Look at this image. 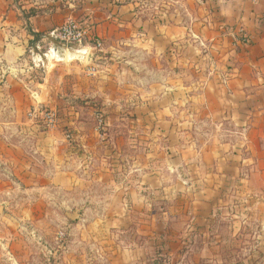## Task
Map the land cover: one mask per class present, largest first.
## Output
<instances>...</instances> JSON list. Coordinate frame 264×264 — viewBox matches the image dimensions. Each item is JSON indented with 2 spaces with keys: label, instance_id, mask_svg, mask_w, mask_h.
<instances>
[{
  "label": "crops",
  "instance_id": "obj_1",
  "mask_svg": "<svg viewBox=\"0 0 264 264\" xmlns=\"http://www.w3.org/2000/svg\"><path fill=\"white\" fill-rule=\"evenodd\" d=\"M68 18L85 20L100 53L58 42ZM64 90L73 122L47 131L28 118L59 112ZM95 109L104 132L79 120ZM125 146L134 151L124 160ZM165 160L198 164L185 182L194 204L210 214L223 203L264 241V0H0V230L23 222L19 212L73 210L91 183L100 194L150 193L121 184L120 164L163 184Z\"/></svg>",
  "mask_w": 264,
  "mask_h": 264
},
{
  "label": "rangeland",
  "instance_id": "obj_2",
  "mask_svg": "<svg viewBox=\"0 0 264 264\" xmlns=\"http://www.w3.org/2000/svg\"><path fill=\"white\" fill-rule=\"evenodd\" d=\"M71 19L86 24L85 20ZM64 93L65 90L60 111H56L58 128L73 122L69 118L75 117L68 115L70 104ZM45 110L49 109L39 112ZM79 112V120L91 128L96 126L93 114L88 110ZM101 114L104 126L99 131L104 132L108 119L104 110ZM69 135L73 141L75 136L72 132ZM120 151L125 160L134 150L125 146ZM136 154L138 159L143 156L139 151ZM96 163L98 170L102 163ZM120 165L116 176L121 184L144 187L150 193L144 194L145 189L141 188L136 194H100L91 183L94 187L88 194L73 195V210L57 205L41 206L36 214L19 212L23 222L0 230V264H264V241L257 236L256 223L239 226L232 222L223 203H217L210 214L206 205L194 204L193 193L185 182L191 183L190 174L198 164L171 167L165 160L160 166L164 183L151 185L139 179L138 173L130 172L134 169L131 164ZM205 165H209L208 161L201 170ZM95 166L92 164L90 170ZM178 173L184 179L177 178ZM110 181L105 185H111ZM84 182L89 186L87 180ZM61 199L62 196L55 197L58 203ZM118 202L123 204L122 209L114 210ZM198 207L205 216L195 221ZM38 217L41 222L33 226Z\"/></svg>",
  "mask_w": 264,
  "mask_h": 264
},
{
  "label": "built area",
  "instance_id": "obj_3",
  "mask_svg": "<svg viewBox=\"0 0 264 264\" xmlns=\"http://www.w3.org/2000/svg\"><path fill=\"white\" fill-rule=\"evenodd\" d=\"M55 37L59 43L66 47H80L87 43L92 44V50L94 54L100 53L102 48L101 41L91 34L89 27L86 24L80 23L71 18L66 19L64 24L55 32ZM246 36H243V42L246 43ZM98 66L93 65L88 69L90 74L97 70ZM93 116L96 120V129L102 130L104 126V117L101 111L95 109ZM30 120L39 119L40 124L44 129L50 131L57 125V116L53 110H45L41 112H31L28 114ZM67 139L70 138L69 134L65 136Z\"/></svg>",
  "mask_w": 264,
  "mask_h": 264
},
{
  "label": "water",
  "instance_id": "obj_4",
  "mask_svg": "<svg viewBox=\"0 0 264 264\" xmlns=\"http://www.w3.org/2000/svg\"><path fill=\"white\" fill-rule=\"evenodd\" d=\"M91 60H92V58H88V59H87V62H90Z\"/></svg>",
  "mask_w": 264,
  "mask_h": 264
}]
</instances>
